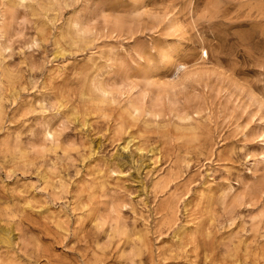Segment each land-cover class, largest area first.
<instances>
[{
  "label": "rangeland",
  "instance_id": "obj_1",
  "mask_svg": "<svg viewBox=\"0 0 264 264\" xmlns=\"http://www.w3.org/2000/svg\"><path fill=\"white\" fill-rule=\"evenodd\" d=\"M0 264H264V0H0Z\"/></svg>",
  "mask_w": 264,
  "mask_h": 264
}]
</instances>
